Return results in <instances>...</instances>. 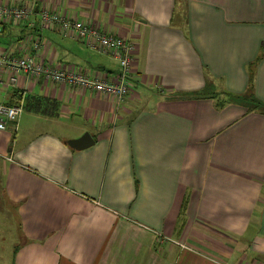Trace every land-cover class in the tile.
<instances>
[{"label":"crops","instance_id":"crops-1","mask_svg":"<svg viewBox=\"0 0 264 264\" xmlns=\"http://www.w3.org/2000/svg\"><path fill=\"white\" fill-rule=\"evenodd\" d=\"M0 1L36 8L0 46L32 38L46 64L120 72L40 27L43 8L134 44L119 107L23 75L0 86L26 104L0 131V264H264V0ZM84 133L93 146L67 145Z\"/></svg>","mask_w":264,"mask_h":264},{"label":"built area","instance_id":"built-area-1","mask_svg":"<svg viewBox=\"0 0 264 264\" xmlns=\"http://www.w3.org/2000/svg\"><path fill=\"white\" fill-rule=\"evenodd\" d=\"M35 12L36 8L32 3L5 4L0 1V35L3 25L7 24L28 29L34 27ZM37 14L40 27L53 28L62 37L78 40L94 51L109 55L119 65L120 72L113 79L105 80L88 76L74 67L46 64L36 60L31 54L32 51L41 50L40 43L32 38L24 42L23 38L18 47L0 46V75H5V80L0 77V86L17 89L19 76L23 75L27 82L43 79L67 88L106 94L113 97L116 106L119 107L132 90L131 64L134 44L127 39L117 37L89 23L76 21L49 8H43ZM24 106L23 97H19L12 105L0 103V131H4L8 124L16 123Z\"/></svg>","mask_w":264,"mask_h":264},{"label":"water","instance_id":"water-1","mask_svg":"<svg viewBox=\"0 0 264 264\" xmlns=\"http://www.w3.org/2000/svg\"><path fill=\"white\" fill-rule=\"evenodd\" d=\"M67 145L76 150L81 151L94 145V140L88 133H84L81 137L74 140H69Z\"/></svg>","mask_w":264,"mask_h":264},{"label":"trees","instance_id":"trees-1","mask_svg":"<svg viewBox=\"0 0 264 264\" xmlns=\"http://www.w3.org/2000/svg\"><path fill=\"white\" fill-rule=\"evenodd\" d=\"M5 29V25H3V29H2V32H1V34L3 33V30ZM21 30L23 31V32H25V29L24 28H21ZM48 100H46V99H43V100H40V102H39V106H38V108H40V106L42 107L43 105H47L48 104ZM252 102H254V105H253V107H255V108H260V109H264V104H262L261 102H259V101H252ZM54 103H51V105H53ZM25 106H26V104H25ZM24 106V107H25ZM45 110V109H44ZM43 114H45V113H43Z\"/></svg>","mask_w":264,"mask_h":264}]
</instances>
